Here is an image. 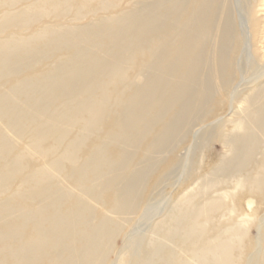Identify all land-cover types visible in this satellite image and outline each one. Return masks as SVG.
I'll list each match as a JSON object with an SVG mask.
<instances>
[{
	"label": "bare ground",
	"instance_id": "obj_1",
	"mask_svg": "<svg viewBox=\"0 0 264 264\" xmlns=\"http://www.w3.org/2000/svg\"><path fill=\"white\" fill-rule=\"evenodd\" d=\"M93 1L39 0L0 23V35L15 31L0 40V264H107L151 176L173 173L176 145L200 124L218 123L228 168H249L259 151L263 86L241 102L246 117L233 124L243 134L227 139L218 117L262 62L252 13L247 57L231 0H136L83 27L32 31L47 15L81 21L114 5ZM256 169L240 183L264 190V163ZM203 196L181 199L157 238L130 243L121 263L232 264L241 230L216 227L223 205Z\"/></svg>",
	"mask_w": 264,
	"mask_h": 264
},
{
	"label": "rangeland",
	"instance_id": "obj_2",
	"mask_svg": "<svg viewBox=\"0 0 264 264\" xmlns=\"http://www.w3.org/2000/svg\"><path fill=\"white\" fill-rule=\"evenodd\" d=\"M110 1L114 5L107 13L99 12L97 16L90 15L81 21H76L73 13L67 18H61V20L56 19L54 15H47L41 18L40 23L34 25L32 31L45 26L53 28L60 22L61 25L67 27H83L100 16L115 15L119 11L125 10L136 0ZM33 2H39V0L22 2L12 8L0 7V23L4 21L6 13L16 15ZM98 2L99 0H96L92 4H99ZM231 3L234 22L245 43L244 49L246 51L243 49V54L246 57L250 56L255 49L250 42L254 40L253 33L249 30L252 26L249 22V13L253 14V20L256 24L255 34L257 35L255 36V38L257 37L256 50L262 62L254 72L244 75V80L241 82L236 94H234L236 96L233 102L231 104L227 103L219 111L218 117L221 119V123L226 124L227 139L234 136V134L244 133V130H241L243 128H237L233 122L236 119L246 117L241 104L246 94H251V91L257 90L260 85L264 87V0H231ZM246 22H248V25ZM13 33L15 31L12 29L6 30L3 35H0V40L8 38ZM31 34L32 32L29 31L25 32L24 35L30 36ZM254 61L256 62V60ZM242 65L245 66L244 63ZM217 124L216 121L211 120L206 124L198 125L185 141L176 145L173 155L179 160V164L166 179H162L161 182L157 183L162 173V167H159L151 176L142 193L143 196L138 211L128 216L129 223L113 240L114 250L109 255L107 264H122L120 260L128 248L132 249L129 244L133 241L140 238H144L147 242L150 239H156L155 228L177 207V203L183 198L199 194L221 201L223 206L217 208L219 212L214 223L216 227L223 229L232 227L241 230L240 242L243 251L239 257L235 253L232 264L262 263L260 254L264 249V190L252 191L248 185H242L240 180H243L248 174H255L258 165L264 163V133H255V135L258 134L260 146L249 168L241 170L237 165H230L228 168L226 163L230 161L232 154L227 141L222 139L221 135L217 134L214 129ZM26 142V140L15 139L19 150L24 149ZM223 168L231 171L230 177L216 171ZM19 183L15 184L14 190L19 187ZM6 196H9V194ZM188 209L184 208L185 211ZM170 245L171 248L178 250L181 248V245L176 242ZM184 258L188 259L189 256Z\"/></svg>",
	"mask_w": 264,
	"mask_h": 264
}]
</instances>
